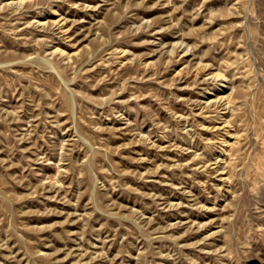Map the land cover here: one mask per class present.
<instances>
[{
    "label": "rangeland",
    "instance_id": "374dc122",
    "mask_svg": "<svg viewBox=\"0 0 264 264\" xmlns=\"http://www.w3.org/2000/svg\"><path fill=\"white\" fill-rule=\"evenodd\" d=\"M0 264H264V0H0Z\"/></svg>",
    "mask_w": 264,
    "mask_h": 264
},
{
    "label": "bare ground",
    "instance_id": "6f19581e",
    "mask_svg": "<svg viewBox=\"0 0 264 264\" xmlns=\"http://www.w3.org/2000/svg\"><path fill=\"white\" fill-rule=\"evenodd\" d=\"M23 2V1H22Z\"/></svg>",
    "mask_w": 264,
    "mask_h": 264
}]
</instances>
